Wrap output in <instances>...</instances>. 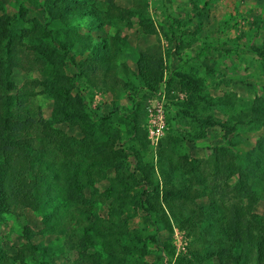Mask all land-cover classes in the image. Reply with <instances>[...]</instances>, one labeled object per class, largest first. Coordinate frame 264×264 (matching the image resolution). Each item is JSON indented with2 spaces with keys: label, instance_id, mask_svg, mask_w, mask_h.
Returning <instances> with one entry per match:
<instances>
[{
  "label": "rangeland",
  "instance_id": "rangeland-1",
  "mask_svg": "<svg viewBox=\"0 0 264 264\" xmlns=\"http://www.w3.org/2000/svg\"><path fill=\"white\" fill-rule=\"evenodd\" d=\"M46 8V0H0V18L12 22L14 34L25 32V42L42 41L38 53L29 58L23 53L26 62L13 69V92L21 87L33 92L27 108L65 137L67 143L58 138L56 151L70 153L54 156L42 176L52 206L23 207L0 217V264H85L89 258L91 264H233L217 250L206 224L215 225L217 218L227 223L222 215L231 203L247 219L264 218V182L248 174L255 198L240 196L242 175L230 163L249 169L254 147L264 151V126L234 118L264 95V63L252 51L264 50V5L255 0H74L57 21ZM63 21L75 45L85 48L77 62L92 52L104 57L94 73L81 75L71 53L62 56ZM42 30L47 32L34 36ZM143 54L162 71L155 90L139 74ZM59 70L73 79L70 95L82 102V124L55 113L63 106L53 94ZM159 99L166 107L165 131L152 144L148 108ZM206 121L235 129L226 132ZM218 165L229 170L218 172ZM116 184L127 197L123 206L113 205ZM187 187L191 198L165 202L169 192ZM216 204L222 205L220 212ZM122 226L129 234L124 240L132 236L134 245L127 260L118 263L109 247L113 231Z\"/></svg>",
  "mask_w": 264,
  "mask_h": 264
},
{
  "label": "trees",
  "instance_id": "trees-1",
  "mask_svg": "<svg viewBox=\"0 0 264 264\" xmlns=\"http://www.w3.org/2000/svg\"><path fill=\"white\" fill-rule=\"evenodd\" d=\"M46 1V10L55 21L63 20L62 10L65 6L74 2V0ZM255 1L260 5H264V0ZM85 12L91 20L90 23L96 24V18L91 15V11ZM68 26H70L68 21H63L60 27H65L61 31L63 34L59 39V47L63 51L62 56L71 53L69 58L77 66L81 75L94 73L99 64L102 66L104 57L92 52L91 58H85L77 62L76 56H83L85 48L81 47L79 49L75 45L76 41L70 36V32L67 30ZM33 32H35L34 36L40 37V33H46L47 31ZM24 37L26 38L25 32L22 35L14 34L10 20L0 18V217L4 213H12L23 207L41 211L44 207L52 206L54 199L46 196L47 189H44L42 176L49 171V163L53 158L60 155L66 157L70 153L65 149L60 150L62 154L56 151L55 145L58 138L67 143L65 137H59L40 114L36 117L27 108L33 92H29L26 87L18 88L17 92H13L16 87L11 75L15 67H19L26 62L22 54L25 53V57L29 58L32 53H38L43 46L41 40L38 43H35L32 39L25 42ZM42 37H47V35L42 34ZM22 47H25L28 51H23ZM47 47L49 46L47 45ZM252 51L264 63V50L254 47ZM29 53L28 57L27 54ZM144 55L138 63L139 74L148 87L155 90L162 77V71L156 60L147 59ZM72 83L73 79L66 75L64 71L59 70V80L54 86L53 94L55 95L54 98H59L62 101L63 106L62 109L55 110V113L73 118V123L82 124L86 120V115L83 112L81 100H73L70 95ZM234 118L237 123L264 126V95L257 97L248 111L239 112ZM206 123L221 126L226 132L235 129V125L215 121H206ZM109 153L112 158L117 157V152L112 151V149L109 150ZM105 158L106 161H109L106 152ZM249 159H251L252 164L249 169L246 168L245 170L235 165V162L231 159L230 163L232 169L239 171L242 175L240 189L238 190L239 195L253 200L255 193L247 182V176L249 174L252 179L264 182V151L254 147ZM217 169L218 172L229 170L227 167L222 168L220 165L217 166ZM118 185L116 184V187H114L117 191V202L114 201L113 205L123 206V204H126L125 199L127 197L123 198L124 189L118 188ZM190 190V187L181 190L174 189L173 192L167 194L168 198L165 197L164 200L167 204L170 202V204H174V199H178L179 196L183 199L191 198ZM212 202L215 204L216 200ZM147 203L150 205L149 201ZM221 207L222 205H215L219 212ZM57 210H60V206H57ZM144 210H147L146 207H144ZM161 211V215L169 225L168 221L170 219L163 206ZM175 213L177 216L179 212H172L173 215ZM61 214L63 215V213ZM222 216L227 218V223H224L221 218H217L215 225L206 224L208 231L213 235L217 250L221 251V255H228L233 264H264V218L251 217L247 219L241 213L237 203H231L230 208H226V212ZM126 235L129 234L124 226L113 231V244L109 248L112 251L110 254L113 260L116 261L117 258L118 263L127 260L128 254L131 255L129 248L134 245L132 236L124 240ZM70 242L69 246L74 247L75 245ZM211 243H209L210 246ZM123 244L129 250L124 248ZM92 258L94 259V257ZM96 261L93 260V263L95 264ZM23 262L25 263V261ZM85 264H91L90 258Z\"/></svg>",
  "mask_w": 264,
  "mask_h": 264
},
{
  "label": "built area",
  "instance_id": "built-area-1",
  "mask_svg": "<svg viewBox=\"0 0 264 264\" xmlns=\"http://www.w3.org/2000/svg\"><path fill=\"white\" fill-rule=\"evenodd\" d=\"M148 108V138L151 139V142L157 141L164 135L165 131V105L164 100L150 101Z\"/></svg>",
  "mask_w": 264,
  "mask_h": 264
}]
</instances>
